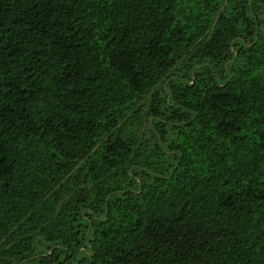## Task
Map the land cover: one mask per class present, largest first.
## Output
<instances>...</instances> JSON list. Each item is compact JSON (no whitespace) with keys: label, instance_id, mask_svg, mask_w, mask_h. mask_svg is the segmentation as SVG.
I'll return each instance as SVG.
<instances>
[{"label":"trees","instance_id":"16d2710c","mask_svg":"<svg viewBox=\"0 0 264 264\" xmlns=\"http://www.w3.org/2000/svg\"><path fill=\"white\" fill-rule=\"evenodd\" d=\"M0 264H264V0H0Z\"/></svg>","mask_w":264,"mask_h":264}]
</instances>
